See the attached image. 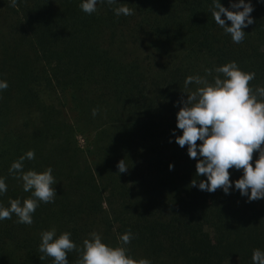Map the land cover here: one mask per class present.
I'll list each match as a JSON object with an SVG mask.
<instances>
[{
  "label": "trees",
  "instance_id": "1",
  "mask_svg": "<svg viewBox=\"0 0 264 264\" xmlns=\"http://www.w3.org/2000/svg\"><path fill=\"white\" fill-rule=\"evenodd\" d=\"M250 2L254 23L235 43L212 0H98L92 14L82 0H0V204L30 197L9 172L28 150L24 170L51 167L57 181L31 225L0 220V264H53L39 251L53 228L78 247L93 231L116 246L131 230L123 246L150 264H253V250L264 251V199L249 201L234 183L228 194L192 186L206 177L175 142L178 101L196 87L185 89L187 76L235 61L255 73L253 89L264 87V0ZM121 4L133 14L116 16ZM229 171L233 182L243 174ZM78 258L68 253L69 264Z\"/></svg>",
  "mask_w": 264,
  "mask_h": 264
},
{
  "label": "clouds",
  "instance_id": "2",
  "mask_svg": "<svg viewBox=\"0 0 264 264\" xmlns=\"http://www.w3.org/2000/svg\"><path fill=\"white\" fill-rule=\"evenodd\" d=\"M104 3L105 0H99ZM108 5H115L117 0H106ZM98 0H82L79 7L87 14L97 11ZM230 7H225L220 0H212L210 6L214 21L225 33L230 34L235 43L244 40L243 31L254 20L250 13L253 6L250 0H229ZM17 0H11L16 7ZM116 16L132 15L133 10L126 5L113 8ZM224 17V18H222ZM230 21V24H226ZM213 72L215 75H213ZM205 76L189 75L184 81L185 89L195 84L194 90L182 91L176 113V127L181 134L175 137L180 147L187 146L190 158L196 160V175L205 176L206 180L190 183L200 190L215 192L222 189L226 194L233 187L249 201L264 199V87H251L254 72L242 70L235 61L224 63L214 69H205ZM212 76L210 82L207 78ZM8 84L0 80V90H6ZM98 110L93 109L92 115ZM200 142L199 144L197 142ZM254 153L258 157L253 162ZM35 158L33 150H28L13 161L9 172L22 180L23 190L31 195L23 202L19 198L10 199L9 206L0 204V220L11 219L13 214L17 223L31 225L32 215L38 202H54L56 196L53 185L56 180L52 168L43 171L24 170L25 159ZM119 173H126L128 166L124 160L117 165ZM172 168V165H169ZM242 170L243 174L234 182L230 179V169ZM7 192L5 179L0 177V194ZM67 231L57 235L55 228L44 230L40 234L39 251L51 257L53 264H69L68 253H79L77 264H150L144 258L135 259L128 254L123 245L133 238L131 230L125 231L116 246L103 242L98 232H91L78 247ZM253 264H264V251L257 248L252 252Z\"/></svg>",
  "mask_w": 264,
  "mask_h": 264
},
{
  "label": "rangeland",
  "instance_id": "3",
  "mask_svg": "<svg viewBox=\"0 0 264 264\" xmlns=\"http://www.w3.org/2000/svg\"><path fill=\"white\" fill-rule=\"evenodd\" d=\"M80 144L82 143L80 142ZM224 264H238V263L235 259H230V260H227Z\"/></svg>",
  "mask_w": 264,
  "mask_h": 264
}]
</instances>
